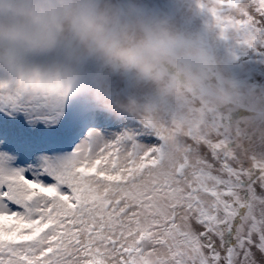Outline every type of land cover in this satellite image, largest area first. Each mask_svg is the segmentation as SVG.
Here are the masks:
<instances>
[{"label": "snow or ice", "instance_id": "snow-or-ice-1", "mask_svg": "<svg viewBox=\"0 0 264 264\" xmlns=\"http://www.w3.org/2000/svg\"><path fill=\"white\" fill-rule=\"evenodd\" d=\"M200 8L264 56V0ZM224 73L158 119L0 77V264H264V83Z\"/></svg>", "mask_w": 264, "mask_h": 264}, {"label": "clouds", "instance_id": "clouds-1", "mask_svg": "<svg viewBox=\"0 0 264 264\" xmlns=\"http://www.w3.org/2000/svg\"><path fill=\"white\" fill-rule=\"evenodd\" d=\"M178 9L153 0H0V77L57 83L89 98L85 70L95 65L108 76H134L201 99L199 73L223 65L184 27ZM169 66L178 85L171 88Z\"/></svg>", "mask_w": 264, "mask_h": 264}, {"label": "rangeland", "instance_id": "rangeland-1", "mask_svg": "<svg viewBox=\"0 0 264 264\" xmlns=\"http://www.w3.org/2000/svg\"><path fill=\"white\" fill-rule=\"evenodd\" d=\"M153 2L162 7L177 6L178 13H182L184 27L197 34L216 61L223 66L211 69L205 67L204 71L199 73L203 77L201 99H194L190 94L175 96L168 88L153 81L137 79L134 76L127 78L119 75L108 76L97 66L90 65L85 70L93 89V95L89 99L102 109L115 117L146 111L158 119L163 115L164 103L186 100L200 105L202 99H206V90L214 79L218 75H226L224 66L230 67L241 78L264 83V56L240 44L234 33L222 35L207 9L200 8V0H153ZM177 63L186 64V61L180 59ZM175 71L174 67L169 66L167 76L169 88L178 86L173 78ZM107 127L110 131L115 130V125L110 124Z\"/></svg>", "mask_w": 264, "mask_h": 264}]
</instances>
